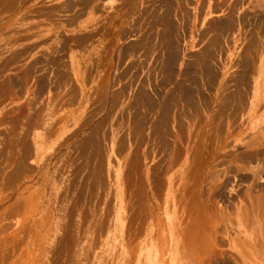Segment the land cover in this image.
Segmentation results:
<instances>
[{
	"label": "rangeland",
	"instance_id": "rangeland-1",
	"mask_svg": "<svg viewBox=\"0 0 264 264\" xmlns=\"http://www.w3.org/2000/svg\"><path fill=\"white\" fill-rule=\"evenodd\" d=\"M0 264H264V0H0Z\"/></svg>",
	"mask_w": 264,
	"mask_h": 264
},
{
	"label": "bare ground",
	"instance_id": "bare-ground-1",
	"mask_svg": "<svg viewBox=\"0 0 264 264\" xmlns=\"http://www.w3.org/2000/svg\"><path fill=\"white\" fill-rule=\"evenodd\" d=\"M252 158H254V157H252Z\"/></svg>",
	"mask_w": 264,
	"mask_h": 264
}]
</instances>
